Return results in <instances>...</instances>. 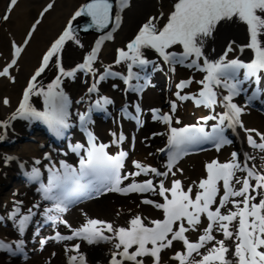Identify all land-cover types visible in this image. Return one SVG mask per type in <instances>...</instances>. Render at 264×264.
Listing matches in <instances>:
<instances>
[{"label":"snow or ice","instance_id":"6c2138e0","mask_svg":"<svg viewBox=\"0 0 264 264\" xmlns=\"http://www.w3.org/2000/svg\"><path fill=\"white\" fill-rule=\"evenodd\" d=\"M128 2L84 0L76 7L62 30L42 52L38 65L26 81L18 105L7 119L0 120V129L6 130L12 120L23 118L42 121L57 136H63L71 126V101L61 87L62 78L73 77L78 70L95 72L93 62L98 58L100 45L112 38L111 32H105L84 55L81 63L66 69L62 64L65 42L71 40L83 46L73 22L83 16L89 20L84 25L85 29H104L110 24L113 28L118 27L122 20L121 11ZM17 4L18 0H9L5 11L0 14V20L7 21ZM53 7L54 0H49L39 17L43 18ZM161 16H164L163 12L147 17L125 47L116 49L113 63L123 62L126 74L105 66L98 80L120 76L129 85L135 79L137 83L130 87L139 91L149 82V66L152 71L163 70L164 65L172 72H175L176 65L196 69L204 73L203 77L199 81H195V77L179 81L174 95L179 101L191 100L198 107L209 108V114L198 117L196 123L172 127L173 116L168 111L157 116L158 110L152 109L153 118H158L167 126V158L163 170L133 159L130 169L122 171L127 153L118 151L115 155L110 154L105 150L107 146L97 144L94 134L85 127L91 120L93 109H101L111 103L107 97L100 96L90 104L88 112L80 114L88 144L87 147L79 143L73 146L74 151L83 152L78 167L65 161L60 162L59 168L50 167L47 183L40 182L38 189L42 200L48 202L47 206L36 203L25 211L22 201H14L8 219L13 221L23 237L28 226L34 223V217L42 210V221L35 222L33 243L43 250L49 241L59 243L75 239V243L64 246L67 264H88L85 253L78 251L81 241L89 245L108 244L107 264H264V155L260 156L257 167L239 160L237 151L233 150L228 160L212 158L205 162L204 175L186 186L177 176V173L183 172L178 167V160L190 147L208 142L219 151L223 145L231 143L225 135V128L237 125L244 128L242 116L250 102L258 99V93L264 91L258 87L264 77V0H173L162 26H159ZM39 23L40 20L36 19L31 24L22 43L12 42L10 60L0 67V77L15 83L16 76L11 70L18 65L22 49L28 45ZM231 25L243 30L245 42L237 44L234 40H226L222 52L210 59L204 52L207 38ZM175 45H179L181 50H170ZM145 48L154 50L162 63L149 59L143 52ZM244 49L250 50V58L246 61L238 55L228 56L229 52ZM50 64L55 66L56 74L45 87L38 78ZM141 79L145 85L139 83ZM194 82L200 85L198 92L183 93L182 90ZM95 90L94 83L88 91ZM242 93L246 97L245 103L235 102L234 98ZM33 94L43 97L42 111L29 102ZM0 104L9 106V98L0 97ZM217 105L222 107L219 112H215ZM136 107L139 112V105ZM170 107L174 113L177 102L170 101ZM135 118L139 122V117ZM175 119L179 123V118ZM209 120L215 122L206 130L201 121ZM244 131L247 144L264 153V131L256 128H244ZM112 135L116 137V143L125 139L123 132L118 136L116 133ZM243 155L245 161L253 159L248 153ZM10 159L12 157H6L5 163ZM39 163V160L35 161V164ZM237 172L240 174L237 175ZM25 174L29 181L41 179V169L36 166ZM139 174H144V178H137ZM128 177L134 179L129 180ZM110 191L120 194L155 192L159 199L141 196L140 200L159 210L161 215L150 218L140 211L127 209L129 215L123 223H117L113 219L89 216L81 210L83 221L77 226L65 218L71 206L82 199ZM124 212L125 209L117 206L114 215L120 217ZM2 219L4 217H0ZM41 224L50 226L53 233L42 236ZM58 225H64L68 231L62 233ZM192 233H195L194 237L190 235ZM25 248L23 238L15 241L0 239V250H7L13 255L23 253L27 259Z\"/></svg>","mask_w":264,"mask_h":264},{"label":"bare ground","instance_id":"6f19581e","mask_svg":"<svg viewBox=\"0 0 264 264\" xmlns=\"http://www.w3.org/2000/svg\"><path fill=\"white\" fill-rule=\"evenodd\" d=\"M8 2L9 0H0V6L4 5L0 10L4 12ZM48 2L49 0H18V4L13 8L8 20L5 22L0 20V47L4 46L0 56L1 67L10 60L12 42L15 41L17 44L22 43L31 24L37 18L39 19V13ZM83 2L84 0H54V7L45 13L43 18L39 19L40 23L34 31L28 45L22 49V53L18 58V65L14 66L11 70L12 74L16 76L15 83H11L5 78L0 77V97L7 96L10 100V105L7 107L0 104V120L7 119L9 113L18 105V101L22 97V90L26 86V81L38 65L42 52L46 50L50 41L62 30L70 13ZM172 2L173 0H129L128 5L121 11L122 20L119 26L115 28L110 24L105 26L104 29H96L94 27L85 29L84 25L89 20L83 16L78 17L73 22V26L77 29V36L83 46L81 47L71 40L65 42L62 50V64L66 69L74 67L77 63H81L84 55L90 51L91 47L95 45L96 40L103 36L105 32H111L112 38L104 40L100 45L98 58L93 62L95 72L78 70L77 74H74L77 79L76 84L78 89L75 92L66 94L71 101L69 107V124L71 126L76 125L77 129H74L76 134L72 132L61 146H55L50 142V136L48 135L55 133L49 129L47 124L39 120L16 118L10 122L6 130L0 129V135H3V139H0V217H4V219L0 220V239L5 241H15L20 238L25 239V251L28 254L27 259H25L23 253H18L20 256H16L7 250H0V264H10L13 258L19 261L15 264H67V253L65 252L64 246L75 243V239L65 240L59 243L49 241L43 250H40L38 244L33 243L32 238L35 232V222L42 221V210L41 214L34 217V223L28 226L23 237L20 236L13 221L8 219V213L12 210L14 201H22V209L25 211L36 203L47 206L48 202L42 200L41 193L38 191L40 184L37 185L36 181H29L25 174L26 172H30L33 166L41 169L40 181L45 184L48 180L49 168H59L61 161L78 167L80 158L75 159L74 155L77 151L73 150V146L77 144L76 141H80L79 144H83L85 147L88 144L87 132L83 128L81 132V129L79 130L80 114L87 112L90 104L93 101H97L100 96L111 98V103L105 104L103 108L115 116H117L118 108L123 104L127 105L132 112L139 105L143 109V114L139 117V122L135 118L137 115H134V113L133 115L131 114L130 128L134 125V129L128 128L127 134L123 132L124 124L122 126L120 125V128H117L118 121L116 118L114 119V124H112V121L106 122V126V123L101 124L103 122H98V120L88 124L87 130H90L94 134L96 137L95 142L97 144L104 143L107 146L105 150L110 154L115 155L118 151L127 153L124 158L122 171L130 169V161L133 159L148 163L157 167L158 170H163V159L161 155L157 154V149L165 145L167 126L158 118H153L152 109L158 110L157 116L159 113L162 114L165 111H168L172 115L171 110L166 107L165 101L174 98V93L176 92L175 85L178 83L176 81V71H170L167 65H164L163 70L159 71H152L149 68L147 70L149 90L147 89L142 93L130 87V85L137 83L135 79L131 80L129 85H126L120 76H108L103 80H98V82L95 80V77L104 71L105 66H108L115 60L116 49L125 47L128 40L133 37L139 25L147 17L157 16L163 12L164 16H161L158 22V25L162 26ZM3 26L6 29L4 34L1 33ZM226 40H234L237 44L244 43L245 34L237 25L225 26L214 36L207 38L204 47L205 54L210 59L216 58L224 49ZM143 52L149 59L162 63L154 50L145 48ZM237 55L240 59L246 61L250 58V50L244 49L243 51L237 50L228 53L230 58ZM111 70L117 72L114 68ZM123 70L122 74H126L125 64ZM194 70L203 77V72ZM55 74V66L50 64L49 68L46 69V72L38 80L46 87L47 83L55 77ZM67 79H70V77L62 78V88L66 85ZM113 82H117L118 84H113ZM94 83L95 85L97 84L96 86L99 91L89 92V87ZM139 83L145 85L143 79ZM221 91L223 90L221 89ZM248 91L250 93L251 89L249 88ZM240 99H246L243 93L234 98L235 102L242 104ZM253 101L256 104V109L251 113L250 125L244 124V128H256L264 131L263 99L258 98ZM29 102L37 110L42 111L44 109L42 96L33 94ZM172 116V127H181L187 123L183 120V115L178 117L179 123H177L175 115ZM244 128L238 125L234 128L226 127L225 131L232 136L230 146H226L219 151L214 150L207 154L197 155L193 162H190L187 169H183V172L180 174L178 173V177L182 179L184 185L186 186L204 175L203 166L205 162L212 158H216L219 161L228 160L233 150L237 151L238 159L242 162L249 165L255 164L259 167L260 156L246 144ZM83 132L85 133L82 135ZM121 132H123L125 139L119 143H112L116 139L112 133H116L118 136ZM135 137H137L136 143L132 144L131 139ZM128 145H131L132 148ZM122 146H128V152L123 150ZM244 153H248L253 159L245 161ZM45 154H47V158ZM146 155L149 157L145 158L147 157ZM6 157H12V159L5 163ZM36 160L40 161L38 165L35 164ZM19 173L20 177L24 175L25 178L16 179ZM239 174L237 172V175ZM142 176L144 174L139 175L137 178H144ZM127 179L131 180L134 178L128 177ZM144 195V193L134 192L127 194L111 191L107 193L103 192L95 198H90L83 206L75 208L67 215L66 219L73 226H77L83 221V216L81 215V210H83L89 216L113 219L117 223H123L126 216L129 215L126 211L127 209H131L133 212L140 211L144 216L150 218L159 217L161 215L159 210L153 208L151 205L146 206L141 203L140 197ZM151 199L159 198L151 197ZM117 206L125 209V212L120 217L114 215ZM58 230L62 233L68 231L64 225H58ZM41 233L42 236L51 235L53 229L51 227L45 228L44 224H41ZM190 235L194 237L195 233ZM36 239H39V237ZM109 247L106 243L89 245L81 241L78 251L85 253L88 264H107ZM53 253L55 255H52ZM163 258L167 259V256Z\"/></svg>","mask_w":264,"mask_h":264},{"label":"rangeland","instance_id":"374dc122","mask_svg":"<svg viewBox=\"0 0 264 264\" xmlns=\"http://www.w3.org/2000/svg\"><path fill=\"white\" fill-rule=\"evenodd\" d=\"M3 6H0V8L2 9ZM0 14H3L2 10H0ZM39 19H41V18L39 17ZM3 22H5V21H3ZM5 30L6 29L3 26V28L1 29V33L4 34ZM3 48H4V46L0 47V56H1L2 52H3ZM170 50L180 51L181 49H180L179 45H175ZM113 62L110 63L108 66H110L111 69L114 68L117 72L122 73L124 71L123 70L124 63L121 62L119 64H116V63H113ZM157 63H159V62L157 61ZM175 71H176V77H177L178 81L189 79L191 77H195V81H199L202 78V76L200 74H198V72H196L194 69H191V68H188V67H185V66L176 65ZM76 74H77V72H76ZM98 77H99V75H96L95 80L98 81ZM66 82H67L66 85H64V87H63V90H64L65 93H72V92H75L78 89V86L76 84L77 79H76L75 75L73 77H70V79H67ZM113 84H118V83L117 82H113ZM199 88H200L199 83L194 82L189 87L188 90L192 91V92H198ZM183 93H188V92L185 91ZM175 101L177 102V108H176L175 112L173 113V114H175V117H179L180 115H183V117H184L183 120L190 122L192 119H196L197 120V118L202 116V115H208L206 113V109L195 107L194 105H192L190 103L189 100L184 102V103L182 101H179V100H176V99H175ZM254 111H255L254 109L248 107V110L243 115V123L244 124L250 125L249 121H250L251 113L254 112ZM102 124H105V123H102ZM128 127H129V124L124 128L125 132H128ZM135 139L137 140V137ZM125 149H127V148H125ZM196 155H198V154H196ZM196 155H193V156H190L188 158H185L178 165V167L181 168V169H187L189 167L190 162H193V160L195 159ZM146 156L147 157H145V158L149 157L148 155H146ZM177 176H178V173H177ZM18 178H20V177L18 176L16 179H18ZM5 224H7V223H5ZM2 225H3V223H2ZM10 262H9L10 264H15V263H18L19 261H18V259H16V258L14 259L13 258Z\"/></svg>","mask_w":264,"mask_h":264}]
</instances>
